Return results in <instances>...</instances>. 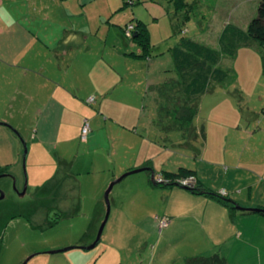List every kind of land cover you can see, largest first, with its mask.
I'll return each instance as SVG.
<instances>
[{
    "label": "rangeland",
    "instance_id": "1",
    "mask_svg": "<svg viewBox=\"0 0 264 264\" xmlns=\"http://www.w3.org/2000/svg\"><path fill=\"white\" fill-rule=\"evenodd\" d=\"M54 1L56 3L58 0ZM175 2L176 0H95L83 9L89 17L90 12L95 17V13L101 8L104 16L113 12L110 14L111 17L121 19L124 16L131 22H134L133 18H139L147 30L149 47L144 52L145 57L139 58L136 54L124 57L120 52L118 57L120 61L113 56L110 58L112 65L117 67L120 75L124 77L123 86L127 91L125 97H120L121 102H106L104 105V112L110 114L112 117L109 118L115 122L110 123L116 125V122H120V125L123 123L128 128L127 125H131L128 118L130 119L136 110L153 117L148 133L139 130L137 132L139 136L150 138L152 141L150 145L148 140L141 141L130 134L120 136L118 141L113 143L114 154L111 159L115 161L117 170L124 167L128 161L139 159L142 152L149 156L147 162L151 163V167H155L157 176L163 171L176 172L179 168L186 169L187 165L194 164L197 158L193 151L181 146L188 142L194 150L202 149L203 140L198 131L205 126L210 107L222 92L228 99L233 93L241 98L232 96L237 107L243 110L246 109V105L257 108V96L264 97V49L257 45L241 46L236 49L238 51L234 56H224L219 60L221 68L229 67L235 72L234 81L228 86L211 84L208 91L194 99L197 112L192 117L191 124L195 127V135L190 131V127L187 128L188 122L183 121L185 123L183 126V122L175 118L176 115L185 114L192 104L189 99L179 95L176 84L171 87L175 77L169 48L181 38H189L217 50V37L224 23L231 22L244 28L255 16L259 0H181L179 6L174 8ZM79 18L77 16L74 20ZM100 31L102 34V30ZM121 34L127 46L133 44L134 51L138 50L139 54L142 52L140 46L131 43L128 37L122 32ZM121 46L122 39L119 38V47ZM146 57L149 59V66L153 68L149 74L146 72L148 67ZM147 76L156 77L157 85H163L161 89L163 93L156 89L158 85L151 87L149 94L143 96ZM134 87L138 96H141H135L137 98L135 103L129 96ZM138 98H144V101L137 102ZM140 107H144L143 111ZM91 108L97 110L94 105H91ZM145 118L142 117L140 122L143 123ZM8 123L0 124V170H2L0 192L3 193V197L0 198V264H22L27 257L29 259L24 264H62L60 257L64 252H67L69 257L79 250L73 249L75 251L73 252L70 249L53 253L54 255L47 252L71 246L72 242L79 239L89 240L85 245L92 242L103 214L95 223L93 234L89 237L84 235H87L89 225L96 219V204L101 201L107 184L127 170L108 180L110 173L103 171L104 175L99 171L100 165L97 164H94L96 167H91L95 162L92 154L81 151L70 169L73 178L65 179L59 187H55L63 205L47 208V204L59 201L39 200V195L50 191L51 183H47L46 179L57 166L63 170L69 168L58 162L51 154L44 156L43 151L31 150L28 156L26 138L18 137L9 125L7 128ZM57 123H61L60 134L70 135L67 140L70 141L76 127L75 116ZM106 126L107 130L114 133L112 125ZM103 131L105 130L102 129L101 134ZM26 135L28 132L27 134L24 132V137ZM59 137L61 136L56 137L58 142L61 141ZM71 141H73L71 144L62 146L63 149L60 151L68 155L66 158L69 160L68 163L72 161L74 155L72 153H76V146L81 143L77 137ZM209 143H212L210 139ZM58 148H61L60 144ZM45 158L47 162L39 166L40 160ZM144 176L145 171L142 170L131 173L112 186L108 195V215L100 234L99 244L88 250L87 258L92 259L89 264H147L149 261L154 264L156 260L163 264H180L182 258L200 255L199 252L205 248L207 241L206 232L203 230L194 233L195 238L198 237L195 243L187 238L175 239V234L162 231L169 222L168 215L162 209L165 208L167 213L174 212L171 203L166 207L167 195L162 187L154 189L151 186H143L141 182L145 179ZM160 178L165 180L162 175ZM43 187L44 191L40 189ZM23 188L24 191L20 194ZM189 208L193 207L188 202L178 206L179 213ZM161 219L165 221L162 228L158 226Z\"/></svg>",
    "mask_w": 264,
    "mask_h": 264
},
{
    "label": "crops",
    "instance_id": "2",
    "mask_svg": "<svg viewBox=\"0 0 264 264\" xmlns=\"http://www.w3.org/2000/svg\"><path fill=\"white\" fill-rule=\"evenodd\" d=\"M94 1L58 0L55 3L54 0H0V124L11 121L7 128L9 125L18 137L26 138L28 156L31 150L43 151L44 156L51 154L69 168L63 170L57 166L46 179L47 183H51L50 191L39 195V200L59 201L47 204V208L62 206V199L55 187H59L65 179L73 178L70 169L73 161L77 160V154L81 151L90 152L95 159L91 167L100 165L99 171L110 173L108 180L121 171L142 168L145 171V179L141 182L143 186L163 188L167 195L166 207L171 203L174 213H167L165 208L162 209L169 217V222L162 231L175 234V239L187 238L195 243L198 237L195 238L194 233L203 230L206 232L207 243L199 252L201 256L216 252L222 256L224 264H264V216L255 211H242L234 207L236 204L241 208H264V97L257 96V108L246 105L243 110L232 99V96L239 98L236 94L229 95L228 99L222 92L210 107L205 126L198 131L203 140L202 149L194 150L188 142L181 146L193 151L197 158L194 164L186 167L191 170L194 183L212 192H223V198L228 201L227 206L204 194H194L180 185H156L153 178L158 173L147 162L149 156H145V152H142L139 159L130 160L117 170L115 161L111 159L114 154L113 143L120 136L130 134L141 141L148 140L150 145L151 139L139 136L137 132L148 133L153 117L136 110L128 118L131 122V125H127L130 127L128 129L123 123L120 125V122L111 124L112 116L104 112L106 102L119 103L120 97H125L127 92L123 86L124 77L112 65L110 58L113 56L120 61V52L124 57L139 53L138 50L134 51V45L131 44L133 41L130 40L131 45L127 46L121 34V28L130 19L124 16L121 19L111 17L113 12L104 16L101 8L97 10L95 17L91 12L89 17L83 9ZM77 16L80 18L74 20ZM119 38L122 39L121 47ZM146 59V72L149 74L153 68L149 66V59ZM158 85L156 77L147 76L143 96L147 95L151 87ZM90 96L93 100L86 103V98ZM129 96L135 103V96H138L136 87ZM142 101L144 98H138L137 102ZM91 105L96 106L97 110L91 108ZM140 108L143 111L144 107ZM73 116L76 118V127L73 135L69 133L71 140L76 137L79 140L83 120L87 122L89 132L84 141L79 140L81 143L76 146V153H72L73 150L70 152L74 155L68 163V155L60 151L62 146L73 141H67L70 135L60 134L61 123L57 122ZM142 117H146L143 123L140 122ZM106 125H112L114 133L107 130ZM102 129L105 130L103 134ZM23 130L26 134L28 132L26 137ZM194 130L195 127L192 129L195 135ZM58 136H61L60 142L56 140ZM209 139L212 143H209ZM59 144L61 148H58ZM40 161L39 166L47 162V159ZM103 174L105 175L104 172ZM40 189L44 191V187ZM183 202H188L193 208L186 209V213H179L178 206ZM102 214L101 199L95 207L96 219L89 225L84 237L93 234L95 223ZM80 240L71 244L77 245L71 251L78 249L79 252L73 251L75 254L69 257L64 252L61 257H55H60L62 264L92 262L91 258H87L90 249L78 248L85 246L89 240ZM99 241L100 239L95 246ZM185 259L186 257L182 258L180 264H185ZM147 264H152V261ZM154 264L163 263L156 260Z\"/></svg>",
    "mask_w": 264,
    "mask_h": 264
},
{
    "label": "trees",
    "instance_id": "3",
    "mask_svg": "<svg viewBox=\"0 0 264 264\" xmlns=\"http://www.w3.org/2000/svg\"><path fill=\"white\" fill-rule=\"evenodd\" d=\"M179 2H181V0H176L174 8L179 6ZM127 25H131L129 36L124 34V28H126ZM121 29L124 36L141 47L142 52L136 55L145 57L146 54L144 52L147 51L149 46L147 30L143 22L140 20H135L134 22L130 21L124 24ZM217 42L218 49L215 50L199 44L192 39L181 38L173 47L169 48L175 77L171 82V87L176 84L179 95L181 94L189 99L192 104L185 114L176 115L175 118L182 122H188V127H186L188 129L190 127V131L193 129L191 124L192 117L197 112V105L194 99L208 91L211 84L228 86L234 81L235 72L229 67L221 68L219 66L221 57L234 56L236 49L241 46L257 45L259 48L264 49V0H259L255 16L247 22L244 28L239 27L235 23H224L218 34ZM162 87L163 85L156 89L159 90L160 93H163L161 91ZM184 122L182 123L183 126L185 125ZM147 170H149V168H147ZM0 172H2V170H0ZM159 176L161 177V175ZM162 176L165 181L162 183L155 182L156 185L170 186L175 184L179 186L176 180L188 176H191L193 179L191 170L184 168H179L176 172L163 171ZM186 189L194 194H204L223 205H228V201H226L221 194L202 188L194 183V181L192 187H186ZM229 207L233 208L232 205H229ZM258 209V213L264 216V208ZM242 211L245 210L243 209ZM184 262L185 264H224L222 256L216 252L209 256L198 255L189 257L186 258Z\"/></svg>",
    "mask_w": 264,
    "mask_h": 264
},
{
    "label": "water",
    "instance_id": "4",
    "mask_svg": "<svg viewBox=\"0 0 264 264\" xmlns=\"http://www.w3.org/2000/svg\"><path fill=\"white\" fill-rule=\"evenodd\" d=\"M24 152L25 151L23 150V154H24ZM141 170H142V168H136V169H132V170H127L126 172H123L122 174H120L118 177L114 178L113 180H111L107 184V186L104 189L103 194H102V203H103V206H104V213H103L101 222H100V224H99V226L97 228V231H96V234H95V238L88 245L78 246V248L91 249V248H93L95 246V244L97 243V241L100 239V234H101L103 225H104V223L106 221V218H107V215H108V195L110 193V190H111L112 186L115 183H117L118 181H120L126 175L131 174V173H135V172H138V171H141ZM23 191H24V188H23V190H22V192L20 194H22ZM2 197H3V193L0 192V198H2ZM234 207L236 209H240V210H243L244 209V210L255 211V212H258L259 211L258 208H241V207L237 206L236 204L234 205ZM75 247H77V246H67V247L61 248L59 250L48 251L47 253L63 252V251H66L68 249H72V248H75ZM27 259H29V257H27ZM25 261L22 264H24Z\"/></svg>",
    "mask_w": 264,
    "mask_h": 264
},
{
    "label": "built area",
    "instance_id": "5",
    "mask_svg": "<svg viewBox=\"0 0 264 264\" xmlns=\"http://www.w3.org/2000/svg\"><path fill=\"white\" fill-rule=\"evenodd\" d=\"M131 28V25H127L126 28H124V34L126 36H129V29ZM92 97H88L86 98V102L88 101V103H90L92 101ZM89 132V127H88V124L85 120H83L81 126H80V130H79V134H78V137H79V140L81 141H84L86 139V136ZM165 181V180H164ZM159 176L155 177L154 179V182L156 183H162L164 182ZM176 183L179 184L180 186H183V187H192L193 185V179L191 176H188V177H185V178H180L178 180H176ZM221 195L223 194V192L220 193ZM165 225V221L163 219L159 220L158 221V226L161 227Z\"/></svg>",
    "mask_w": 264,
    "mask_h": 264
},
{
    "label": "flooded vegetation",
    "instance_id": "6",
    "mask_svg": "<svg viewBox=\"0 0 264 264\" xmlns=\"http://www.w3.org/2000/svg\"><path fill=\"white\" fill-rule=\"evenodd\" d=\"M0 175H2V174H0Z\"/></svg>",
    "mask_w": 264,
    "mask_h": 264
}]
</instances>
